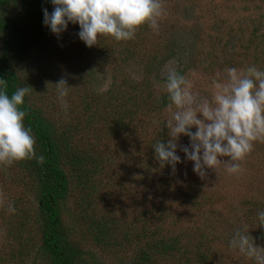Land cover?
Segmentation results:
<instances>
[{"label": "trees", "instance_id": "trees-1", "mask_svg": "<svg viewBox=\"0 0 264 264\" xmlns=\"http://www.w3.org/2000/svg\"><path fill=\"white\" fill-rule=\"evenodd\" d=\"M53 7L51 0H0V79L7 83L9 95L19 87H29L21 106L26 112L24 124L35 137L37 155L45 157L43 164L35 159L14 162L22 190L13 197H0V264H99L65 224L72 189L83 194L91 242L126 254L117 264H221L214 254L213 238L200 232H168L165 225L171 216L164 208L156 210L157 222L152 225L148 208L141 209L132 223L122 222L105 209L99 215L87 212L88 206L93 207V197L108 202L125 183L114 174L119 160L113 142L124 137L131 140L125 143L137 151V160L141 156L146 162L157 160L152 146L168 139L165 121H160L161 128L148 139L144 154L139 138L147 130L144 117L151 111H167L168 99L166 92L156 96L151 82L155 52L145 53L140 80L124 71L139 56L135 38L116 41L102 35L97 45L83 43L85 55L96 59L94 65L68 62L62 67L66 56L60 38L78 44L79 26L70 23L59 36L51 33L43 24L42 10L50 14ZM148 28L142 25L137 32L145 34ZM96 64L112 67L111 83L102 91L94 83ZM61 79L70 87L65 97L67 112L56 92L55 84ZM77 108L80 111L73 115ZM197 194L188 186L181 191L195 208L209 199L208 194ZM10 203L16 208L14 213L8 211Z\"/></svg>", "mask_w": 264, "mask_h": 264}, {"label": "rangeland", "instance_id": "rangeland-1", "mask_svg": "<svg viewBox=\"0 0 264 264\" xmlns=\"http://www.w3.org/2000/svg\"><path fill=\"white\" fill-rule=\"evenodd\" d=\"M162 4L165 14L159 19L158 31L150 27L145 34L136 31L139 56L124 67L133 79L140 80L145 72V53L155 52L151 82L156 96L165 92L164 78L169 68H176L190 80L194 95L209 100L215 91L213 81L227 82V69L234 67L244 72L248 66L255 65L264 70V0H162ZM60 48L66 56L62 58V67H67L68 62L82 67L95 64L96 59L85 55L81 40L76 44L70 38L61 37ZM95 72V87L102 91L111 83L112 67L96 64ZM74 110L73 115L80 111ZM168 119V110L160 114L151 111L144 117L147 130L140 133L141 151L161 128L160 121ZM128 141L131 140L123 137L112 144L119 160L114 174L125 180L121 192L112 194L108 202L96 195L93 207L87 208L88 213L99 215L105 209L122 222L132 223L141 209L148 208L152 225L157 222L156 210L164 208L171 216L169 224L165 225L168 232H200L208 239L213 238L214 254L221 264H253L238 250L230 248L229 240L233 231L242 227L249 231L256 246L264 248V227L257 220V213L264 211V140L254 142L253 150L239 162V174L229 175L224 166H220L208 169L203 179L193 172L192 162L185 160L180 151V147L189 144L187 136L179 138L177 154L183 162L177 164L174 171L168 165L161 167L154 159L146 162L141 156L137 160V151L125 143ZM122 168L123 174L119 175ZM187 186L198 192L197 195L208 194L209 199L195 208L181 195ZM21 190L22 183L15 178V163L0 164V197H13ZM82 196L76 189L70 191L65 224L99 264H117L126 254L94 245L86 233L88 222ZM35 239L38 240V236Z\"/></svg>", "mask_w": 264, "mask_h": 264}, {"label": "clouds", "instance_id": "clouds-1", "mask_svg": "<svg viewBox=\"0 0 264 264\" xmlns=\"http://www.w3.org/2000/svg\"><path fill=\"white\" fill-rule=\"evenodd\" d=\"M51 4L54 7L50 14L42 10L43 24L57 36L70 23L77 24V35L87 47L97 45L102 35L116 41L134 39L137 29L145 24L158 31L159 19L165 14L162 0H51ZM164 79L170 113V119L164 122L168 139L152 146L160 166L168 165L174 171L183 162L177 154L183 135L189 138V144L180 151L200 178H205L208 169L220 166L229 175L239 174V162L253 150L254 142L264 140V70L255 65L244 72L234 67L227 69L226 83L213 81L211 100L194 95L190 80L176 68H169ZM6 84L0 79V164L25 159L43 164L45 157L36 153L35 137L24 124L26 112L21 108L29 87H19L9 95ZM55 86L61 107L67 112L65 97L70 87L63 79ZM8 211H16L14 204L8 205ZM257 220L264 227V211L257 213ZM229 247L253 264H264V248L255 245L246 228L233 231Z\"/></svg>", "mask_w": 264, "mask_h": 264}]
</instances>
